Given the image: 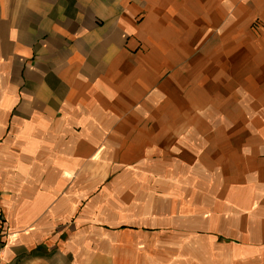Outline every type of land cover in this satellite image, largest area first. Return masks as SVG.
<instances>
[{"label":"crops","instance_id":"0c3cea01","mask_svg":"<svg viewBox=\"0 0 264 264\" xmlns=\"http://www.w3.org/2000/svg\"><path fill=\"white\" fill-rule=\"evenodd\" d=\"M226 39L264 63V0H0V264H264L201 236L253 206L239 164L264 189V129L242 148L173 127Z\"/></svg>","mask_w":264,"mask_h":264},{"label":"rangeland","instance_id":"374dc122","mask_svg":"<svg viewBox=\"0 0 264 264\" xmlns=\"http://www.w3.org/2000/svg\"><path fill=\"white\" fill-rule=\"evenodd\" d=\"M222 45L220 55L205 57L209 61L204 63V74H202L201 65L200 72L191 75L189 103L184 101L175 105L176 108H179L176 111L180 113V116L174 119L173 127L175 133H179L180 131L177 129L182 128H189L191 133H196L199 129L205 130V136H199V138L207 145L229 144L231 140L243 148L246 143L258 138L256 131L264 129V119L255 118L257 115L260 117L261 110L264 109V70H262L264 63L261 61L263 58L258 59L259 62L249 65L246 63L244 55H239L236 60H234L235 56H230L229 39L222 41ZM189 60L191 66L197 63L196 58L192 59V56ZM160 124L161 121H159V127ZM251 132L253 133L251 134ZM178 138L175 136L174 150L179 147L176 145ZM197 138L198 136L193 134L191 144H196ZM238 150V154H246L242 152L243 149L238 148ZM246 168L243 163L238 165V181L232 186L238 193V197L242 199L239 200V206L246 203H252L253 206L249 207L250 210L247 212L243 211L235 215L237 225L236 230L232 232L228 228L225 229L226 225L223 221L226 218L224 217L220 220L221 229H218L219 226L215 228L216 230L214 227L208 228V225L214 220L209 219L210 216L207 215V229L201 236L206 239L214 237L221 245L237 244L239 250H245L247 245H252L255 248L250 250L259 252L264 257V231L246 230L251 227L249 225L251 216H248V213L252 209H259L258 205L264 203V198H261L260 195V191L264 189L255 183L256 178H253L255 180L252 182L253 187L244 183ZM205 171L214 179L217 177L216 169L206 168ZM262 171L264 170L262 169ZM205 187L208 188L207 193H213L212 181L205 183ZM223 190L228 191L229 187ZM250 191L255 193V197L259 195L260 198L253 199L252 202L247 201L244 196L246 192L250 193ZM217 199L213 194L207 195L206 207L209 210L213 209V204L218 202ZM1 218L0 216V221L3 223ZM250 241H253L254 244H251Z\"/></svg>","mask_w":264,"mask_h":264},{"label":"built area","instance_id":"2783aa9c","mask_svg":"<svg viewBox=\"0 0 264 264\" xmlns=\"http://www.w3.org/2000/svg\"><path fill=\"white\" fill-rule=\"evenodd\" d=\"M1 224H2V222L0 221V225ZM1 231H4V230L0 228V252H1L2 248H3V246H4V244H3L4 242H3V239H2L3 233L1 234Z\"/></svg>","mask_w":264,"mask_h":264}]
</instances>
